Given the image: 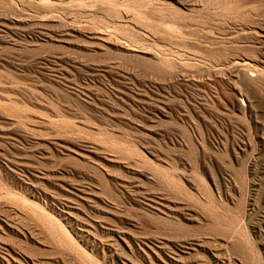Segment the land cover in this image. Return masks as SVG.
Instances as JSON below:
<instances>
[{"label": "rangeland", "instance_id": "rangeland-1", "mask_svg": "<svg viewBox=\"0 0 264 264\" xmlns=\"http://www.w3.org/2000/svg\"><path fill=\"white\" fill-rule=\"evenodd\" d=\"M263 76L264 0H0V264H264Z\"/></svg>", "mask_w": 264, "mask_h": 264}, {"label": "bare ground", "instance_id": "bare-ground-1", "mask_svg": "<svg viewBox=\"0 0 264 264\" xmlns=\"http://www.w3.org/2000/svg\"><path fill=\"white\" fill-rule=\"evenodd\" d=\"M240 63V62H239ZM247 63V62H246ZM233 64V63H232ZM245 68V67H244ZM252 70V69H251ZM246 73V72H245ZM246 75H248V74H246ZM262 76V75H261ZM257 77V76H256ZM264 77V76H263ZM260 79V78H259ZM252 81V80H251ZM252 82H254V80L252 81Z\"/></svg>", "mask_w": 264, "mask_h": 264}]
</instances>
